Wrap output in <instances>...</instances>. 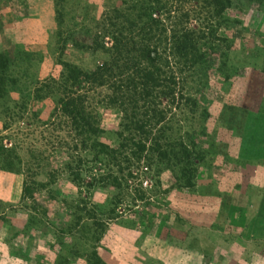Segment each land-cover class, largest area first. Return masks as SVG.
I'll use <instances>...</instances> for the list:
<instances>
[{
	"label": "rangeland",
	"instance_id": "rangeland-1",
	"mask_svg": "<svg viewBox=\"0 0 264 264\" xmlns=\"http://www.w3.org/2000/svg\"><path fill=\"white\" fill-rule=\"evenodd\" d=\"M210 1L155 12L218 39L199 108L172 110L141 151L106 99L118 80L80 88L94 135L58 100L66 63L113 56L114 10L149 0H0V264H264V2Z\"/></svg>",
	"mask_w": 264,
	"mask_h": 264
},
{
	"label": "trees",
	"instance_id": "trees-1",
	"mask_svg": "<svg viewBox=\"0 0 264 264\" xmlns=\"http://www.w3.org/2000/svg\"><path fill=\"white\" fill-rule=\"evenodd\" d=\"M252 1L258 4L264 2ZM226 2L228 0L210 1L218 8V12H223ZM126 10L129 11L114 10L113 19L121 21L114 25L111 23L120 32V37H113L111 51L113 49L114 52L111 59L90 73L65 64L66 78L61 80L60 85L64 91L62 98L58 100V106L74 129L83 135H94L98 131L97 122L89 110L87 97L81 93L80 88L82 84L92 85L97 81L101 86L106 81L112 86V81L115 83L118 80L119 85L114 87L112 95L106 99L108 104L122 114V126L127 131L122 135L124 142L131 140L135 147L138 142L139 149L144 151L147 149V140H150L151 149L155 151L159 142L154 136L165 131L167 115L174 109L184 107L195 110L201 105L197 94L206 87L203 83L206 72L205 68L199 71L196 68L198 65L206 66L207 52L215 51L213 44L218 38L215 29L212 30V37H209L201 31L197 33L195 30H188L187 27L181 30L174 26L168 28L160 17H155V12H171L163 0L133 4ZM124 32L127 34L123 35ZM207 37L210 41L206 40ZM227 61V58L222 59L219 67L234 69L228 66ZM195 69L197 72H192ZM201 72L204 74L200 75ZM47 88L52 94L55 93L50 86ZM2 90L4 83L0 79V92ZM129 119L132 120L131 125L127 122ZM124 142L121 141L119 145L122 150L129 145ZM160 158L163 160L162 155ZM98 161L100 160L96 159ZM190 170H197V167L193 166ZM193 185L194 178H189L187 186Z\"/></svg>",
	"mask_w": 264,
	"mask_h": 264
}]
</instances>
